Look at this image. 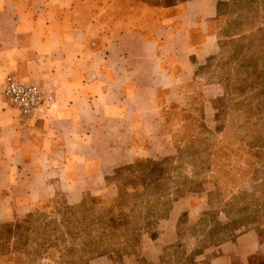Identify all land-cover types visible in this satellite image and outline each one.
Wrapping results in <instances>:
<instances>
[{
  "label": "rangeland",
  "instance_id": "rangeland-1",
  "mask_svg": "<svg viewBox=\"0 0 264 264\" xmlns=\"http://www.w3.org/2000/svg\"><path fill=\"white\" fill-rule=\"evenodd\" d=\"M218 2L190 80L162 99L158 128L137 139L131 161L108 168L99 193L59 190L20 216L0 204V223L33 212L57 237L35 254L33 236L29 254L0 264H264V0ZM120 199L130 224L104 235L98 217L122 214L101 206Z\"/></svg>",
  "mask_w": 264,
  "mask_h": 264
},
{
  "label": "crops",
  "instance_id": "crops-1",
  "mask_svg": "<svg viewBox=\"0 0 264 264\" xmlns=\"http://www.w3.org/2000/svg\"><path fill=\"white\" fill-rule=\"evenodd\" d=\"M218 1L0 0V204L20 216L59 190L99 193L108 168L158 128L162 99L190 80ZM7 75L51 93L54 107L21 126L5 106Z\"/></svg>",
  "mask_w": 264,
  "mask_h": 264
},
{
  "label": "trees",
  "instance_id": "trees-1",
  "mask_svg": "<svg viewBox=\"0 0 264 264\" xmlns=\"http://www.w3.org/2000/svg\"><path fill=\"white\" fill-rule=\"evenodd\" d=\"M129 207L130 203L128 202V200L123 199H120V201L116 203H111L108 208L101 206V210H108L110 212L117 210L119 211V215L122 214V216H119L120 218H118V220L114 217H109V223H105L103 218L98 217V220L100 219L101 224L97 223V227L102 232V234L108 235V231H110L115 224L119 226L130 224L126 215L123 216V212H125ZM34 217L35 213L29 212L23 218H17L0 223V261L3 260L4 256L16 252L22 251L29 254L30 250H28V248L30 247L29 244L34 241L33 236H38L40 239V241H38V248L33 249L35 254L39 249L41 250V252L39 251L40 253H49L48 249L56 246V244H54L52 240L57 239V237H54L52 240H50L51 232L46 230L50 226L52 221H48V223L44 224L43 226H35L33 223V220H35ZM117 221H119L120 223H117ZM52 231L55 232V228H52ZM67 250H70L68 251V253L70 252L71 257H74L78 253V250L73 247H70L69 249L65 247V252ZM58 263L67 264V262L65 261H61ZM6 264H9V261H7ZM70 264L76 263L74 261H71Z\"/></svg>",
  "mask_w": 264,
  "mask_h": 264
},
{
  "label": "built area",
  "instance_id": "built-area-1",
  "mask_svg": "<svg viewBox=\"0 0 264 264\" xmlns=\"http://www.w3.org/2000/svg\"><path fill=\"white\" fill-rule=\"evenodd\" d=\"M3 98L16 109L19 123L23 127L33 121L38 108H53L55 104L51 93H44L37 85L22 82L12 75L5 77Z\"/></svg>",
  "mask_w": 264,
  "mask_h": 264
}]
</instances>
